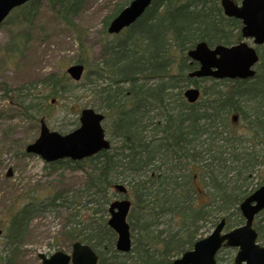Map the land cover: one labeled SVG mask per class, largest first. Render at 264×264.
<instances>
[{
  "label": "trees",
  "instance_id": "16d2710c",
  "mask_svg": "<svg viewBox=\"0 0 264 264\" xmlns=\"http://www.w3.org/2000/svg\"><path fill=\"white\" fill-rule=\"evenodd\" d=\"M47 1L55 22L72 29L85 0ZM130 1L116 4L103 21L100 62L89 63L83 50L75 60L84 66L81 81L88 87L90 107L107 122L111 147L80 162L49 164L50 169L82 171L84 181L74 196L59 192L47 205L61 201L60 207L68 211L63 239L69 245L75 241L88 245L98 257L97 264H171L221 219L227 230L242 225L239 203L264 182V46L257 48L259 62L251 80L189 78L197 64L187 58V51L199 42L208 46L239 42L240 22L224 17L219 0H152L128 29L108 35L109 21ZM36 2L16 9L25 10L29 23L37 14ZM42 81L43 99L52 101V107L65 88L81 84L65 70L49 73ZM190 85L202 94L192 105L183 98ZM15 106L36 126L44 119L36 104L19 95ZM71 114L77 117L79 112ZM76 125L77 120L72 126ZM244 142L252 144L248 152ZM254 177L259 181L253 188ZM116 184L127 187L126 197L131 200L128 254L115 251V234L106 225L107 208L118 195L113 190ZM203 189L208 190L207 198L200 201ZM78 204L95 209L80 213L75 210ZM47 205L28 203L12 215L10 246L21 244L32 216ZM97 213L104 216L96 219ZM164 217L169 228L165 231L158 229ZM253 228L264 246V211ZM234 253L222 248L216 264H233Z\"/></svg>",
  "mask_w": 264,
  "mask_h": 264
},
{
  "label": "rangeland",
  "instance_id": "374dc122",
  "mask_svg": "<svg viewBox=\"0 0 264 264\" xmlns=\"http://www.w3.org/2000/svg\"><path fill=\"white\" fill-rule=\"evenodd\" d=\"M36 1L39 8L32 23L25 20V10L21 9L12 12L0 25V229L3 231L0 264H41L37 258L39 253L70 252L69 242L62 235L68 211L60 207V200L53 207L47 201L59 192L74 196L82 187L83 172L50 169L39 157L24 152L25 146L37 139L39 126L18 112L15 101L19 95L23 101L36 104L51 131L63 134L68 132L66 129L74 128L72 125L78 121L79 114L76 117L71 113L90 107L88 87L81 81L79 85L65 88L59 94L57 105L52 107L43 99L42 80L47 74L58 75L74 64L78 54L83 53L81 50L89 63H99L103 21L116 4L123 2L85 0L73 18V28L68 29L55 22L47 0ZM102 125L106 131V120ZM106 134L109 137L107 131ZM243 147L248 152L252 144L244 142ZM258 181L257 177L253 178V188ZM206 190H202L200 201L207 198ZM42 201L47 207L32 216L21 244L10 246L7 235L12 215L28 203L35 207ZM81 205L75 207L80 213L95 209L90 204L82 209ZM75 210L72 208L71 213ZM99 216L104 214L97 213L94 218ZM167 224V217L162 218L158 229H169Z\"/></svg>",
  "mask_w": 264,
  "mask_h": 264
},
{
  "label": "water",
  "instance_id": "95a60500",
  "mask_svg": "<svg viewBox=\"0 0 264 264\" xmlns=\"http://www.w3.org/2000/svg\"><path fill=\"white\" fill-rule=\"evenodd\" d=\"M32 0H0V24L15 8ZM151 0H132L108 25L109 34H118L124 28L131 26L149 7ZM220 5L226 17L241 21V35L244 40H252L255 46L264 44V0H242L240 5L231 0H220ZM187 56L198 64L190 77L213 78L215 80L253 78L254 66L258 56L253 47L242 41L229 47L216 46L209 48L204 43L197 44L187 52ZM83 66L72 65L66 73L73 81H79L83 74ZM189 103H194L199 97V90L189 88L184 92ZM103 116L90 108L80 112L79 127L74 131L60 135L51 132L46 125L40 123L38 138L25 148L26 153L39 156L45 162H55L62 159L79 161L92 157L110 147L102 127ZM120 193L126 189L115 186ZM130 203L127 200H117L109 205L107 225L116 234L115 249L127 253L131 249L129 227L126 217ZM264 210V184L245 198L239 205V211L244 218V224L229 232H224V220L207 237L194 243L192 249L177 258L172 264H215V256L224 244L237 250L234 264H264V247L257 243V234L252 228L254 217ZM1 235V231H0ZM41 264H96L97 257L89 246L74 243L70 255L56 252L46 257L39 254Z\"/></svg>",
  "mask_w": 264,
  "mask_h": 264
}]
</instances>
